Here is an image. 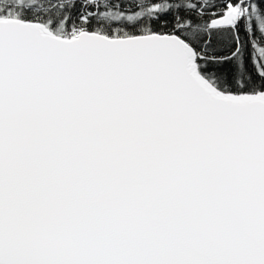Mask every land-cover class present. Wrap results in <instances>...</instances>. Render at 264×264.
Here are the masks:
<instances>
[{
    "label": "snow or ice",
    "instance_id": "obj_1",
    "mask_svg": "<svg viewBox=\"0 0 264 264\" xmlns=\"http://www.w3.org/2000/svg\"><path fill=\"white\" fill-rule=\"evenodd\" d=\"M0 264H264V0H0Z\"/></svg>",
    "mask_w": 264,
    "mask_h": 264
}]
</instances>
